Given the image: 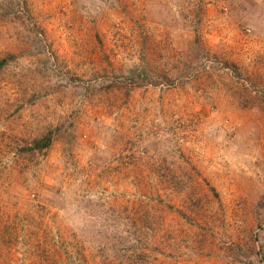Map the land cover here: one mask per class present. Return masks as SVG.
I'll return each mask as SVG.
<instances>
[{"label": "rangeland", "instance_id": "1", "mask_svg": "<svg viewBox=\"0 0 264 264\" xmlns=\"http://www.w3.org/2000/svg\"><path fill=\"white\" fill-rule=\"evenodd\" d=\"M0 264H264V0H0Z\"/></svg>", "mask_w": 264, "mask_h": 264}, {"label": "trees", "instance_id": "2", "mask_svg": "<svg viewBox=\"0 0 264 264\" xmlns=\"http://www.w3.org/2000/svg\"><path fill=\"white\" fill-rule=\"evenodd\" d=\"M38 142H39V141H37V143H38ZM41 142H44L45 147L49 146L50 143H51V138H50V136H49V135L44 136V137L42 138V140H41L39 143H41Z\"/></svg>", "mask_w": 264, "mask_h": 264}]
</instances>
